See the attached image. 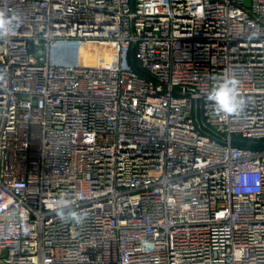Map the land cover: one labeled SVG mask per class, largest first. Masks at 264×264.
Masks as SVG:
<instances>
[{"label": "built area", "instance_id": "obj_1", "mask_svg": "<svg viewBox=\"0 0 264 264\" xmlns=\"http://www.w3.org/2000/svg\"><path fill=\"white\" fill-rule=\"evenodd\" d=\"M0 16V264H264V147L231 142L264 144V0ZM226 79L238 115L207 100Z\"/></svg>", "mask_w": 264, "mask_h": 264}, {"label": "clouds", "instance_id": "obj_2", "mask_svg": "<svg viewBox=\"0 0 264 264\" xmlns=\"http://www.w3.org/2000/svg\"><path fill=\"white\" fill-rule=\"evenodd\" d=\"M5 24L6 21L0 16V30L5 29ZM237 85L235 79H226L207 93V100L213 103L217 115H238L243 109L244 100L238 96Z\"/></svg>", "mask_w": 264, "mask_h": 264}, {"label": "water", "instance_id": "obj_3", "mask_svg": "<svg viewBox=\"0 0 264 264\" xmlns=\"http://www.w3.org/2000/svg\"><path fill=\"white\" fill-rule=\"evenodd\" d=\"M132 63L134 64L136 70H138L139 72H141L142 74H144L145 76L153 79V80H157L156 77H154L150 72H148L147 70L141 68V66L139 65L138 62V58L136 56V45H133L132 47ZM175 91H179L182 90L180 87H175L174 88ZM186 91L189 92H193L192 89H185ZM201 101L200 99H196V103H195V117H196V121L198 123L199 128L206 132L207 134L211 135L214 138H217L218 140L221 141H227V138H225L224 136L218 134L216 131H214L212 128H210L209 126H207L204 121H203V116H202V111H201ZM231 142L235 145H239V146H249V147H264V144L262 142H252V141H247V140H242V139H232Z\"/></svg>", "mask_w": 264, "mask_h": 264}, {"label": "bare ground", "instance_id": "obj_4", "mask_svg": "<svg viewBox=\"0 0 264 264\" xmlns=\"http://www.w3.org/2000/svg\"><path fill=\"white\" fill-rule=\"evenodd\" d=\"M85 53V52H84Z\"/></svg>", "mask_w": 264, "mask_h": 264}]
</instances>
